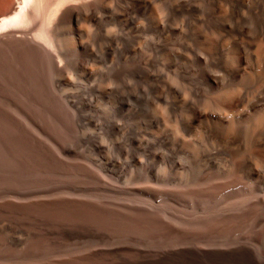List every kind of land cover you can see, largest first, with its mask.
<instances>
[{"label":"rangeland","instance_id":"obj_1","mask_svg":"<svg viewBox=\"0 0 264 264\" xmlns=\"http://www.w3.org/2000/svg\"><path fill=\"white\" fill-rule=\"evenodd\" d=\"M210 1L33 2L55 51L0 47V264H264V166L189 123L233 83L199 60ZM258 2L226 28L264 37Z\"/></svg>","mask_w":264,"mask_h":264},{"label":"bare ground","instance_id":"obj_2","mask_svg":"<svg viewBox=\"0 0 264 264\" xmlns=\"http://www.w3.org/2000/svg\"><path fill=\"white\" fill-rule=\"evenodd\" d=\"M74 1L77 2L76 6L71 3L68 6V0H60V3L64 4L61 12L62 20L68 17L69 13L74 14L76 8L89 4L88 0ZM33 2L37 3V0H0V17L3 20V28H5L0 36V47L22 45L38 51H55L49 40L44 39L45 44L40 42L41 46L35 44L33 41L36 40L35 35L28 32V29L34 26L32 18H35L36 4L35 7L33 6L34 10H31ZM238 3L239 0H211L209 3L210 15L215 19L216 24L212 28L199 32L200 46L206 55L205 58L199 60L203 63H210L213 67H223L233 83L223 85L224 82L220 83L218 75L206 73L205 77L212 83L213 90L203 99L202 106L193 111L189 123L196 130V134L198 131L199 134H203V137L208 136L214 143L217 142L238 157L236 169L240 172L248 166L253 168V163L264 166V37L249 39L241 31L226 28L229 23L236 22ZM258 3L256 8L264 23V0ZM24 14L28 16V19L33 20L30 24L23 23L25 22L22 20L25 19ZM43 25L45 26V23ZM54 39L59 44L61 39L56 33H54Z\"/></svg>","mask_w":264,"mask_h":264}]
</instances>
